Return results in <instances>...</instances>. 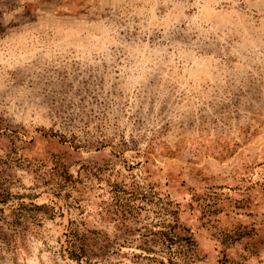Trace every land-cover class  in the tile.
<instances>
[{"label":"rangeland","instance_id":"rangeland-1","mask_svg":"<svg viewBox=\"0 0 264 264\" xmlns=\"http://www.w3.org/2000/svg\"><path fill=\"white\" fill-rule=\"evenodd\" d=\"M0 264H264V0H0Z\"/></svg>","mask_w":264,"mask_h":264}]
</instances>
